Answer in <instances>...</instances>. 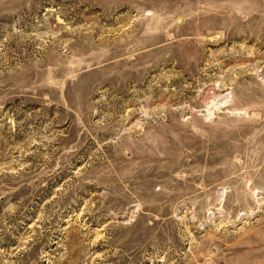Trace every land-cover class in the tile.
<instances>
[{"label":"rangeland","instance_id":"374dc122","mask_svg":"<svg viewBox=\"0 0 264 264\" xmlns=\"http://www.w3.org/2000/svg\"><path fill=\"white\" fill-rule=\"evenodd\" d=\"M0 264H264V0H0Z\"/></svg>","mask_w":264,"mask_h":264}]
</instances>
